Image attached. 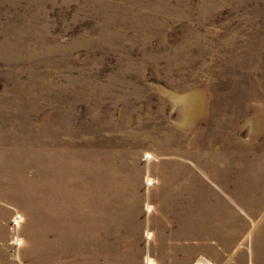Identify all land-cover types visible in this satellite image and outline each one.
<instances>
[{"label": "rangeland", "instance_id": "obj_1", "mask_svg": "<svg viewBox=\"0 0 264 264\" xmlns=\"http://www.w3.org/2000/svg\"><path fill=\"white\" fill-rule=\"evenodd\" d=\"M263 114L264 0H0V264H264Z\"/></svg>", "mask_w": 264, "mask_h": 264}, {"label": "bare ground", "instance_id": "obj_2", "mask_svg": "<svg viewBox=\"0 0 264 264\" xmlns=\"http://www.w3.org/2000/svg\"><path fill=\"white\" fill-rule=\"evenodd\" d=\"M253 105V104H252ZM261 109V108H260ZM188 110V109H187ZM257 111V110H256ZM264 115V114H263ZM259 147V146H258ZM6 151V150H5ZM236 151V150H235ZM2 152V151H1ZM60 153V152H59ZM63 154V153H62ZM178 154V153H177ZM85 155V154H84ZM159 155V154H158ZM165 155V154H164ZM57 156V155H56ZM67 156V155H66ZM177 156V155H176ZM180 156H181V154H180ZM154 157V155H153V153L152 154H148L147 155V159L150 161V159L151 158H153ZM183 158V157H182ZM32 159V158H31ZM74 159V158H73ZM169 159V158H168ZM171 159V158H170ZM178 159V158H177ZM231 159V158H230ZM50 160V159H49ZM251 163V162H250ZM250 163H249V165H250ZM253 163V162H252ZM251 163V164H252ZM77 165V164H76ZM79 165V164H78ZM246 165V164H245ZM244 165V166H245ZM248 165V164H247ZM248 165V166H249ZM66 166V165H65ZM77 167V166H76ZM247 167V166H246ZM261 167V166H260ZM19 168V167H18ZM240 170H241V168H239ZM242 169H245V167L244 168H242ZM248 170V169H247ZM242 171V170H241ZM244 174H245V172L244 171H242ZM248 172V171H247ZM240 173V172H239ZM238 173V174H239ZM242 174H240V176H241ZM253 175V174H252ZM188 176V175H187ZM239 176V175H238ZM244 176V175H243ZM158 177H159V175H158ZM157 178V177H156ZM165 178V177H164ZM169 178V177H168ZM200 178V177H199ZM240 178V177H239ZM104 179V178H103ZM246 179V178H245ZM239 180H241V179H239ZM116 181V180H115ZM167 181V180H166ZM165 181V182H166ZM103 182V181H102ZM147 182H148V184H152L153 185V183L155 182V180H154V178H152V177H150L149 175H147ZM159 182V181H158ZM165 182H163V183H165ZM176 182V181H175ZM241 182V181H240ZM111 183V182H110ZM162 183V182H161ZM177 183H178V181H177ZM177 183H176V185H177ZM170 184V183H169ZM173 185H175V184H173ZM173 185H171V186H173ZM221 185V184H220ZM226 185V184H225ZM164 186V185H163ZM167 187H168V185H166ZM218 186V185H217ZM255 186V185H254ZM13 187V186H12ZM219 187V186H218ZM136 189V188H135ZM205 189H206V187H205ZM263 189V188H262ZM164 190H165V188H164ZM186 190V189H185ZM191 190V189H190ZM264 190V189H263ZM136 191V190H135ZM180 191V190H179ZM167 192V191H166ZM264 191H262V193H263ZM136 193V192H135ZM164 193V192H163ZM183 193V192H182ZM171 194V193H170ZM250 194V193H249ZM248 194V198L249 199H251V200H253L254 202H257V203H259V211L261 212V209L263 208V203H264V194L261 196V197H258V199H254L252 196H250ZM165 195V194H164ZM166 196V195H165ZM192 196H194V195H192ZM71 197V196H70ZM78 197V196H77ZM163 197V196H162ZM73 198V197H72ZM79 198V197H78ZM164 198V197H163ZM178 198V197H177ZM63 199H65V198H63ZM76 199V198H75ZM85 199V198H84ZM218 199V198H217ZM220 199V198H219ZM77 200V199H76ZM82 200V199H81ZM100 200V199H99ZM184 200V199H183ZM194 200V199H193ZM203 200V199H202ZM214 200V199H213ZM65 201V200H64ZM70 201V200H69ZM83 201V200H82ZM81 201V202H82ZM88 201H90V200H88ZM93 201V200H92ZM87 202V201H86ZM243 204H244V201H243V199H242V201H241ZM240 202V203H241ZM60 203V202H59ZM85 203V202H84ZM93 203V202H92ZM224 203V202H223ZM74 204V203H73ZM87 204H90V203H87ZM164 204V203H163ZM62 205V204H61ZM70 205H71V203H70ZM92 205H94V203L92 204ZM247 205H252V203L250 202V203H248ZM199 206V205H198ZM239 206V205H238ZM244 206H245V204H244ZM60 207V206H59ZM77 207H78V205H77ZM52 208V207H51ZM93 208V207H92ZM147 210L148 211H150V210H152L153 208H154V205H150V204H147ZM248 208V207H247ZM65 209V208H64ZM72 209H74V208H72ZM76 209V208H75ZM237 209V208H236ZM243 209V208H242ZM52 210V209H51ZM91 210V209H90ZM95 210V209H94ZM98 209H96V211H97ZM241 210V209H240ZM264 210V209H263ZM78 211V210H77ZM93 211V210H92ZM242 211V210H241ZM252 211V210H251ZM6 212V211H5ZM89 212V211H88ZM106 211H104V213H105ZM113 213L115 212V211H112ZM201 212V211H200ZM236 212V211H235ZM243 212V211H242ZM9 213V212H8ZM53 213V212H52ZM95 213H98V212H95ZM103 213V214H104ZM111 213V212H110ZM117 213H118V211H117ZM244 213V212H243ZM245 213H248V212H246L245 211ZM59 214H61V213H59ZM93 214V216L95 215L94 213H92ZM100 214V213H99ZM98 214V215H99ZM106 214V213H105ZM104 214V215H105ZM249 214V213H248ZM261 214V213H260ZM104 215H102V217L104 216ZM111 215V217L114 215V214H110ZM109 215V216H110ZM118 215H119V213H118ZM58 216V215H57ZM61 216V215H60ZM87 216V215H86ZM100 216V215H99ZM129 216V215H128ZM55 217V216H54ZM63 217V216H62ZM61 217V218H62ZM89 217V216H88ZM88 217L86 218V217H84V218H82V219H88ZM92 217V216H91ZM95 217H96V215H95ZM53 218V217H52ZM60 218V217H59ZM101 218V217H100ZM99 218V219H100ZM110 218V217H109ZM50 219V218H49ZM55 219H56V217H55ZM63 219H64V217H63ZM168 219V218H167ZM251 219V218H250ZM56 220H58V219H56ZM56 220H54V218H53V220L52 221H55L56 223H57V221ZM60 220V219H59ZM62 220V219H61ZM60 220V221H61ZM78 220V219H77ZM88 220H91L90 218L88 219ZM95 220V219H94ZM104 220H106V219H104ZM166 220V219H165ZM252 220V219H251ZM82 221H84V220H82ZM101 221V220H100ZM110 221H112L111 220V218H110ZM59 222V221H58ZM64 223H65V221H63ZM62 222V223H63ZM103 222V221H102ZM107 221H105V224H107L106 223ZM177 222V221H176ZM201 222V221H200ZM249 222V221H248ZM252 222L254 223V220H252ZM256 222V221H255ZM52 223V222H51ZM78 223V222H77ZM88 223V222H87ZM91 223V222H90ZM20 224V223H19ZM55 224V223H54ZM101 225H102V223H101ZM100 225V226H101ZM255 225V224H254ZM82 226V225H81ZM96 226V225H95ZM169 226V225H168ZM85 227H86V225H85ZM96 227H99V226H96ZM114 227H115V223H114ZM192 227V226H191ZM60 228V227H59ZM75 228V227H74ZM88 228V227H87ZM91 228V227H90ZM100 229H101V227H99ZM109 228H110V226H109ZM117 228V227H116ZM116 228H113L114 229V231H116L117 232V230H115ZM128 228V227H127ZM255 228V227H254ZM62 229V228H61ZM71 229V228H70ZM79 229H81V228H79ZM85 229V228H84ZM98 229V228H97ZM118 229V228H117ZM173 229V228H172ZM82 230V229H81ZM86 230V229H85ZM96 229H94V231H95ZM99 230V229H98ZM62 231V230H61ZM67 231V230H66ZM78 231V230H77ZM80 231V230H79ZM83 231V230H82ZM104 231H106V230H104ZM111 231H112V229H111ZM133 231V230H132ZM259 231V230H258ZM81 232V231H80ZM87 232H89V231H87ZM93 232V231H92ZM97 232V231H96ZM110 232V231H109ZM73 233V232H72ZM82 233H84V232H82ZM93 233H95V232H93ZM102 233H104V232H102ZM102 233H101V236H102ZM107 233H108V231H107ZM111 233V232H110ZM250 233H251V231L248 233V235H250ZM97 234V233H96ZM117 234V233H116ZM85 235H87L86 233H85ZM106 234H104V236H105ZM108 235V234H107ZM115 235V234H114ZM153 235V233L152 232H150L149 230H147V236L150 238L151 236ZM79 237H81V235L79 236ZM84 237V236H83ZM86 237V236H85ZM90 237V236H89ZM98 237V236H97ZM96 237V239H98ZM107 237V236H106ZM115 237H117V236H115ZM131 237V236H130ZM144 237V236H143ZM156 237V236H155ZM167 237V236H166ZM241 237V236H240ZM87 238V237H86ZM92 238V237H91ZM93 238H95V237H93ZM101 238H103V236L101 237ZM112 238H113V236H112ZM118 238V237H117ZM125 238V237H124ZM180 238V237H179ZM244 238V237H243ZM73 239V238H72ZM109 239V238H108ZM196 239V238H195ZM67 240V239H66ZM80 240H82V239H80ZM85 240V239H84ZM88 240V239H87ZM100 240H102V239H100ZM105 240V239H104ZM184 240V239H183ZM199 240V239H198ZM64 241L65 240H63V242L62 243H64ZM70 241H73V240H70ZM75 241V240H74ZM79 241V240H78ZM99 241V240H98ZM114 241V240H113ZM112 241V242H113ZM116 241V240H115ZM58 242H59V240H58ZM86 242V241H85ZM97 242V241H96ZM101 242V241H100ZM111 242V241H110ZM117 242H119V241H117ZM187 242V241H186ZM246 242V241H245ZM248 242V241H247ZM76 243V242H75ZM83 243V242H82ZM92 242L90 241V244H91ZM103 243V242H102ZM102 243H101V245H102ZM172 243V242H171ZM71 244V243H70ZM74 244V243H73ZM72 244V245H73ZM89 244V245H90ZM104 244V243H103ZM123 244V243H122ZM162 244V243H161ZM246 244V243H245ZM16 245V244H15ZM78 245H79V243H78ZM83 245H85V244H83ZM93 245H94V243H93ZM112 247H113V244H110ZM80 246H81V244H80ZM92 246V245H91ZM97 246V245H96ZM68 247V246H67ZM73 247V246H72ZM77 247V246H76ZM79 247V246H78ZM86 247H87V245H86ZM98 247V246H97ZM100 247V246H99ZM108 248H109V246H107ZM106 247V248H107ZM111 247V248H112ZM119 247V246H118ZM117 247V248H118ZM70 248V247H69ZM74 248V247H73ZM79 248H81V247H79ZM95 248V251H96V247H94ZM101 248V247H100ZM105 248V247H104ZM104 248H102L103 250H106V249H104ZM114 248H116V247H114ZM165 248V247H164ZM19 249V248H18ZM76 249V248H75ZM90 249V248H89ZM16 250V249H15ZM108 250V249H107ZM106 250V251H107ZM112 250V249H111ZM118 250V249H117ZM194 250V249H193ZM163 251V250H162ZM89 252V251H88ZM90 252H92V251H90ZM97 252V251H96ZM101 252V251H100ZM109 252V251H108ZM112 252V251H111ZM117 252V251H116ZM106 253V252H105ZM110 253V252H109ZM109 253H107V254H109ZM113 253V252H112ZM95 254V253H94ZM111 254V253H110ZM113 255H114V253H113ZM159 255V254H158ZM104 256V255H103ZM107 256V255H106ZM109 256V255H108ZM100 257V256H99ZM112 258V257H111ZM110 258V259H111ZM103 259V258H102ZM106 259L108 260V258L106 257ZM106 260V261H107ZM158 260V259H157ZM104 261V260H103ZM109 261V260H108ZM153 261V259H151L150 258V256L148 257L147 256V262H152ZM169 261V260H168ZM160 262V261H159ZM176 263V262H175ZM215 263V262H214ZM194 264H213L212 262H210V261H208V260H204L203 258L202 259H198Z\"/></svg>", "mask_w": 264, "mask_h": 264}]
</instances>
